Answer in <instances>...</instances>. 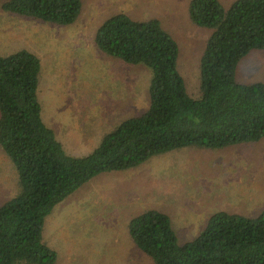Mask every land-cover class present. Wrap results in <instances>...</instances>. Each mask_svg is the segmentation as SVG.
<instances>
[{"label":"trees","instance_id":"obj_1","mask_svg":"<svg viewBox=\"0 0 264 264\" xmlns=\"http://www.w3.org/2000/svg\"><path fill=\"white\" fill-rule=\"evenodd\" d=\"M82 0H0L8 13L56 25L74 23ZM194 24L210 29L200 63V93L178 69L180 45L157 18L117 13L94 41L106 55L151 72L150 104L121 120L89 154H66L44 121L41 61L28 49L0 55V146L18 174V191L0 205V264H56L44 238L54 208L95 176L134 168L184 147L222 149L264 139V82H241L240 61L264 50V0H191ZM128 232L154 264H264V209L257 216L217 211L182 242L171 216L157 208L131 217Z\"/></svg>","mask_w":264,"mask_h":264},{"label":"rangeland","instance_id":"obj_2","mask_svg":"<svg viewBox=\"0 0 264 264\" xmlns=\"http://www.w3.org/2000/svg\"><path fill=\"white\" fill-rule=\"evenodd\" d=\"M191 0H82L70 25L5 12L0 6V55L20 49L41 61L42 115L66 154L91 153L105 133L150 104L151 72L106 55L97 29L125 12L157 18L180 45L178 69L192 95L200 93V61L210 29L192 22ZM235 0H221L229 7ZM241 82H264V50H253L237 70ZM18 191L14 163L0 146V205ZM157 208L168 213L182 242L221 210L257 216L264 209V139L222 149L184 147L141 165L101 173L59 203L47 217L44 238L56 264H154L133 243L131 217Z\"/></svg>","mask_w":264,"mask_h":264}]
</instances>
